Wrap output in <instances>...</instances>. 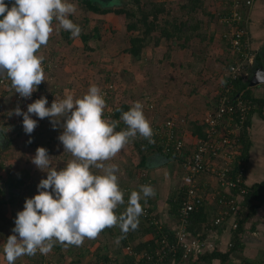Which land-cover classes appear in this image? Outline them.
Segmentation results:
<instances>
[{
  "label": "rangeland",
  "instance_id": "rangeland-1",
  "mask_svg": "<svg viewBox=\"0 0 264 264\" xmlns=\"http://www.w3.org/2000/svg\"><path fill=\"white\" fill-rule=\"evenodd\" d=\"M117 1L111 3L100 0L96 5L124 7L138 15L137 4H142L144 0ZM71 2L76 5L77 11L69 19L80 26V34L89 37L83 42L80 37H73L68 31H54L48 45L40 49V54L45 57L43 65H47L44 67L45 81L34 92L56 99H62L67 94L79 98L88 91L91 84L102 87L111 82L109 90L113 91V102L126 101L130 103V107L136 101L141 102L150 122L172 116L182 117L183 121L188 119V124L191 119L200 116L202 109L208 108L211 96L219 87L227 55L221 48L222 40L218 31L220 23L216 16L220 8L216 0H203L199 7L194 6L190 10L192 13L179 8L185 0L165 1L167 13L157 16L159 24L175 17L177 20L189 19V23L199 20L198 28L189 32L190 37L185 46H180L183 37L177 39L174 36L175 44L170 45V38L160 39L158 44L152 45L157 31L151 32L149 45L142 49L140 58L136 61L124 52L128 47L129 35L136 32L126 30L128 19L123 14L109 12L98 15L89 12L81 0ZM196 34L200 37H196ZM3 91L7 89L4 88ZM3 91L0 90V264H7L3 245L7 237L13 234L17 212L23 210L26 198L38 194L37 186L41 179L47 178V172L32 163L35 150L21 144L26 136L23 116L14 114L17 107L22 112H27V106L33 102L18 103L12 94ZM30 115L37 120L34 131L42 132V140L46 142L52 135L56 137L48 154L52 157V166L62 169L73 158L70 153L64 152V146L58 139L63 129L59 126L54 129L51 118L40 119L34 114ZM16 127L20 135H17ZM152 150L157 151L144 143L130 141L117 157L106 162L118 165L117 175L122 190L127 187L128 191H139L141 185H151L155 191L158 189L154 184L158 174H154L153 181L150 178L148 182L142 181L146 172L139 164L141 157ZM93 171L99 172L97 169ZM172 179L175 180L173 186H177V174ZM154 198L160 201L159 196ZM126 207L125 204L119 206L117 213H123ZM140 224L143 227L145 225L139 218L138 230L142 228ZM116 231V227L110 228V233L105 229L98 238L86 239L81 246L65 247L57 244L47 254L37 252L33 256H23L15 264H80L72 259L79 252L84 255V261L90 259L89 263H92L95 253L101 254L102 251L116 248L117 253L114 255L118 262L121 261V255L118 254L121 250L120 240L116 242ZM112 233L115 237L111 236Z\"/></svg>",
  "mask_w": 264,
  "mask_h": 264
},
{
  "label": "clouds",
  "instance_id": "clouds-1",
  "mask_svg": "<svg viewBox=\"0 0 264 264\" xmlns=\"http://www.w3.org/2000/svg\"><path fill=\"white\" fill-rule=\"evenodd\" d=\"M76 11L71 0H11V7L0 0V74H6L20 97L30 98L45 81V57L40 49L48 45L54 31L80 35V26L69 19ZM47 104V98L41 96L27 106V112L17 107L14 114L23 116L26 134L37 127L30 114L51 118L54 129H63L58 139L73 158L58 170L46 148L36 149L32 163L46 171L47 178L40 180L38 194L26 198L23 210L17 212L13 234L3 245L7 264L37 252L47 254L57 244L81 246L86 239L98 238L106 228H120L118 243L138 228L143 215L140 201L156 195L153 186L141 185L139 191L131 192L125 211L117 214L119 206L125 204V193L118 165L106 163L138 135L152 142L153 129L141 102L122 111L120 119L126 128L120 131H116L120 121L104 116L105 95L96 84L82 97L67 94L55 98L50 107Z\"/></svg>",
  "mask_w": 264,
  "mask_h": 264
},
{
  "label": "built area",
  "instance_id": "built-area-1",
  "mask_svg": "<svg viewBox=\"0 0 264 264\" xmlns=\"http://www.w3.org/2000/svg\"><path fill=\"white\" fill-rule=\"evenodd\" d=\"M216 2L220 8L216 13L220 23L219 37L227 51L226 65L220 75L219 87L199 121L202 135H191L179 128L178 122H182V119H167L161 124L151 121L154 133L152 142L139 135L132 140L134 143L147 142L163 156L176 161L180 175L176 187L173 226L164 228L150 206L142 205L143 215L140 218L151 227L155 237L149 249L136 250L130 242L123 246V253L130 258V264H192L198 256L216 248L210 237L204 234V229L213 226L230 232L236 229L237 219L241 215L240 202L250 189L244 179L246 163L240 157V132L249 113L256 108V103L252 99L242 98L241 90L233 93L232 81H242L252 63L254 53L250 44L248 21L249 9L254 0ZM5 3L11 7V0H5ZM111 86L108 85L107 89ZM4 88L11 90L18 103L34 102L42 96L33 92L30 98L20 97L7 76L0 74V90ZM102 92L106 97L108 91L102 89ZM44 97L48 104L55 100L50 96ZM112 112L113 108L107 105L104 116L110 118ZM125 128L122 126L116 131ZM126 192L124 200L127 206L129 195ZM206 204L214 209L213 215L203 221L201 230L189 229V213ZM226 246L228 250L232 242L228 241ZM88 264L119 263L108 257L96 258Z\"/></svg>",
  "mask_w": 264,
  "mask_h": 264
},
{
  "label": "crops",
  "instance_id": "crops-1",
  "mask_svg": "<svg viewBox=\"0 0 264 264\" xmlns=\"http://www.w3.org/2000/svg\"><path fill=\"white\" fill-rule=\"evenodd\" d=\"M99 1L100 0L96 2ZM108 1L111 2L112 0ZM107 13L109 12L104 14ZM248 28L251 41L250 44L254 54L252 63L248 67L246 77H243L242 81L244 84L241 88V92H244L248 96L256 99L258 101L256 103H260V105L256 106V108L253 109V111H251L247 117L246 122L248 127L245 132V140L248 145L246 154L247 157H242L246 163V174L244 178L245 183L248 186H253L257 183H260L261 181H264V119L262 117V115H264V81L254 83L252 85H247L246 83L254 75L250 71L252 67L257 69L261 67V69H264V0H254L252 6L249 9ZM78 37L81 38L82 34H80ZM221 48L227 53L223 43L221 44ZM212 98L213 96H211L210 101ZM206 109L207 108L202 109L203 112L199 117H191L193 119L190 121H200L206 112ZM177 118L181 119L182 117ZM187 120L188 119L182 122L187 125ZM186 140H190L189 136L187 137V135ZM155 150L157 151L152 150L151 152H147L143 157L142 166L146 172L144 174L146 179L144 177L142 178V181L146 180V182H148L149 178L152 180L154 179V174H158L156 177V183H154L158 189H156V195L154 197L158 198L159 196L161 202L158 199L155 200L154 197H151L150 200L145 204L150 206L151 210L155 214V217L159 220L164 228H170L175 222L174 208L172 203H175V199L177 198V186H173L175 180L172 179V176L177 174V180H179V167L176 161L163 156L158 149ZM128 190L129 189H127V187L126 189H123V191ZM260 190L264 195V185L262 188H260ZM163 198L165 199L163 200ZM242 203L243 200L240 202V204ZM142 205H144V203ZM203 209L202 211H205L206 217L209 218L213 215L214 209L210 204H206ZM202 223L203 221H200V223L197 224V227L200 230L202 228ZM143 224L145 223L143 222ZM140 225L142 227L141 229L132 230L127 235V238L131 239L130 243L136 247L145 244L142 242H147L153 237V234L147 229L149 228L147 225H144V227L142 224ZM199 229L194 231H198ZM206 230H203L204 234L208 235L216 245L214 250L221 253L227 252V256L225 257L224 262H220L217 258H213L209 263L201 264H264V199L255 208L254 214L248 217L245 222L242 223L241 231L237 236V241L240 243L238 246L236 245V247L233 248L232 245L227 250L226 244L228 241H231L230 237L233 231L230 232L227 230H222L219 227H210ZM112 235H114V233H112ZM113 237H115V235ZM114 253H117V248L111 251L107 249L106 251H102L101 254L95 253L94 256H92L93 258H98L105 255V257H112L115 260L116 255H114ZM118 254L121 255V261H118L119 264H130L129 261H126L128 256L123 255L122 251H120ZM74 257L80 264H88L90 262V259L84 261L85 257L82 255V253L80 254V252L77 255H74ZM95 258L92 261H94Z\"/></svg>",
  "mask_w": 264,
  "mask_h": 264
},
{
  "label": "trees",
  "instance_id": "trees-1",
  "mask_svg": "<svg viewBox=\"0 0 264 264\" xmlns=\"http://www.w3.org/2000/svg\"><path fill=\"white\" fill-rule=\"evenodd\" d=\"M85 5H86V9L88 11L91 12H95L98 14H104L106 12H113L115 14H123L124 17L126 19H128V21L125 24L126 30L127 31H135L136 33L129 35L128 38V47H126L124 49V52L127 53L128 55H130V57H132V59L134 61L138 60L140 57V54L142 52V49L145 48L146 46L149 45L150 43V34L153 31H157V35H155L154 40L152 45H156L158 44L160 39L163 40H167L170 39V45L175 44L174 38H181L183 37V41L181 43L180 46H185L187 44V41L190 37L189 32H193L195 30H197L198 28V22H200L199 20L197 21H193V23H189V19H187L186 21L184 20H177V18L173 17L171 20H165L163 24H159L158 20H157V16L160 14L165 15L167 13L166 7L164 3L166 2H172L174 0H163V1H152V0H144L142 2V4H137L136 7V12L138 13V15H136L133 11L131 10H127L124 7H119V8H110V7H103V6H97L96 2H93L92 0H81ZM117 0H112L111 3L116 2ZM135 2H138V0H134ZM203 0H185L184 3H182L179 8L181 9H187L189 12L190 10H192L195 7H199V4L202 3ZM118 2V1H117ZM120 2V1H119ZM219 11V10H218ZM187 13V11H186ZM192 13V12H190ZM137 17L136 19L133 17ZM164 18V17H163ZM188 32V33H187ZM89 37V35L86 34H82V40L83 42L87 40V38ZM196 37H200L196 34ZM6 76V74H4ZM111 82L106 83L104 86L100 87L101 90L105 89L107 92V95L105 97L106 100V104L111 106L113 108V112L110 115V118L113 120H118L120 121L118 124V127L116 129H120V127L122 126H126L124 124V122L120 119L121 118V114L122 111H127L130 108V103L126 102V101H120V100H115L113 102V96H112V92L109 89H107L108 85H111ZM243 81L240 80H235L232 81V85H233V93L235 92H239L243 86ZM114 90V89H112ZM3 91V90H1ZM7 94H11V90H7V91H3ZM241 96L242 98H247V99H252L255 103L258 102L256 99H254L251 96H248L247 94H245L244 92H241ZM148 104V103H146ZM260 103H256V106H259ZM51 104H48V107H50ZM260 108V107H259ZM263 119H264V115H262ZM172 116H168L165 117L160 121L159 124L162 123V121H165L167 119H172ZM176 121H178L179 119L173 118ZM157 121H153V122H159ZM190 123V124H189ZM187 125H185V123L183 122H178V124L180 125V128L185 130V132H189L191 135H198L201 136L202 135V131H201V125L199 124V121L197 122V120H193L190 121ZM248 124L247 122L245 123V126L243 128V130L240 132V139H241V147H240V157L243 159V157H247V142L245 140V132L247 130ZM16 133L17 135H20V131L18 129V127H16ZM42 132H40L39 130L33 131L31 134H26L25 138L21 141V144L23 146L26 147H30L33 150H35L38 147H44L46 148L48 151L50 149L51 143L56 139V137L54 135H52L50 137V139H48V141H44L42 140ZM31 140V143H28V141ZM145 145H147L148 147L151 146L152 149L155 147L152 146L151 144L147 143V142H143ZM150 149V148H149ZM243 156V157H242ZM139 164H143V157H141ZM264 185V181H261L260 183H257L255 185H251L249 188V192L244 196L243 198V205L240 204V210H241V215L240 217L237 219V227L236 229L233 231V233L231 234L230 240L232 241V245L233 248L236 247V245L238 246L239 241H237V236L238 233L241 231V226L242 223L245 222V220L252 216L255 212V208L259 205V203L264 199V195L262 194L260 188H262V186ZM9 187H11L9 185ZM0 191L2 192V190L0 189ZM127 195L130 196L131 192L127 191L126 192ZM150 200V198H148L146 200V202L144 200H141L140 203L142 202V204L147 203ZM172 206L174 208L175 211V207L176 204L172 203ZM203 206H198L197 208H195L194 210H192L189 213V222H190V226L189 229L191 230H197L199 229L197 227V224L200 223V221H205L207 219H209L208 217H206V213L205 211H202ZM204 210V209H203ZM122 213V212H121ZM119 213V214H121ZM118 214V213H117ZM140 218V217H139ZM214 227V226H213ZM148 230H150V232H153L151 227L147 228ZM106 230L109 231L110 233V228H106ZM129 233V232H128ZM124 236V238L120 239V249L123 253V246L127 243L130 242V238H127V235ZM115 235V234H114ZM116 235L117 237L121 236V230L118 229V231H116ZM112 236V234H111ZM155 235H153V238L150 239L147 242H142L145 244H142L140 246H134L132 245V247L136 250H142V249H149L152 245H153V240H154ZM124 255V253H123ZM227 256V252H218L216 250H212L209 253H204L200 256L197 257V259L192 263V264H201V263H209L213 258H217L220 262H224L225 257ZM98 258H102V259H107L108 257H105V255L100 256ZM72 259H75V257ZM126 261H130V258L128 257L126 259ZM79 263V262H77Z\"/></svg>",
  "mask_w": 264,
  "mask_h": 264
},
{
  "label": "water",
  "instance_id": "water-1",
  "mask_svg": "<svg viewBox=\"0 0 264 264\" xmlns=\"http://www.w3.org/2000/svg\"><path fill=\"white\" fill-rule=\"evenodd\" d=\"M250 71L254 74L252 78L247 81V85H252L257 82L264 81V69L251 68Z\"/></svg>",
  "mask_w": 264,
  "mask_h": 264
}]
</instances>
